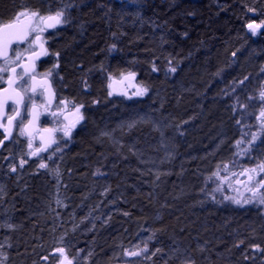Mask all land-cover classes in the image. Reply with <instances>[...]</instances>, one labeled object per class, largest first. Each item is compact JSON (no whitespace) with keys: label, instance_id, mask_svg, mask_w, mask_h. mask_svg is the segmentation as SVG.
Segmentation results:
<instances>
[{"label":"trees","instance_id":"obj_1","mask_svg":"<svg viewBox=\"0 0 264 264\" xmlns=\"http://www.w3.org/2000/svg\"><path fill=\"white\" fill-rule=\"evenodd\" d=\"M62 5H71L67 10L70 23L48 36L47 46L50 52L60 53L56 75L60 90L69 99L85 105L88 119L86 131L76 136L70 152L73 159L65 161L63 173L67 174V166L78 174L84 173L88 179L82 185L85 193L90 191V183H97L90 178L94 166L106 172L114 168L115 172L124 173L127 185L116 186L107 180L98 183L104 184L101 190L112 185L106 198L111 199V207L119 212L111 216L106 226L96 229L95 234L87 232V237L71 232L73 221L69 213H58L61 221L57 224L51 213L53 207L44 210L34 204L41 184L51 186L46 179L31 178L15 186L14 180L7 181L0 174V224L14 225L11 230L0 227V254L9 255L8 264H34L59 236H64L74 253L77 245L81 246L82 256L90 257V264H112L119 248L112 241L123 242L139 227H147L157 244H161L164 257L174 255V262L165 260L163 264H181L184 259L180 257L181 250L195 264H261L260 259H251L253 256L249 254L251 245L264 248V223L256 215L208 210L210 203L202 198L199 202L195 200L197 183L189 191L183 190L186 194L193 193L190 197L175 198L173 194H179V187L183 189L185 182L189 184V178L195 180L191 157L202 155L206 148L195 150L197 140L214 126H219L227 138L230 136L232 128L225 106L227 101H237L232 96L233 82L247 76L239 89L248 90L264 74L261 71L264 35L252 36L245 26L264 19V0H0V22L10 21L25 7L46 13ZM249 8L257 11L249 12ZM49 58L56 60L52 55ZM169 60L177 69L175 73L167 72ZM153 63L158 72H152ZM128 70H135L138 82L153 93L149 103L152 109L147 107L145 114L151 113L156 123L173 125L175 129L187 121L203 128V132L188 133V142H195L182 153L190 157L180 162L182 167L172 165L166 171H154L163 182L157 180L154 185L160 188L164 185L165 190L153 199L143 187L146 184H142L143 180L152 183L147 173L149 166L139 167L133 156H128L125 163L113 158L115 152L128 155L131 150L141 158H157L154 149L158 131H153L147 121L129 129L128 123L136 120L137 111L132 106L122 107L107 95V76L118 78L121 71ZM105 132L110 137L102 135ZM174 134L168 133L166 138L177 153L181 145L179 148V137ZM108 138L122 146L109 145ZM185 163L189 172L184 170ZM183 175L186 181L172 186L173 178ZM142 191L148 193V199ZM19 212L30 214L19 216ZM45 213L52 215L47 217ZM157 215L160 218L155 220ZM241 240L244 243L236 247ZM245 255L250 258L246 260Z\"/></svg>","mask_w":264,"mask_h":264},{"label":"snow or ice","instance_id":"obj_2","mask_svg":"<svg viewBox=\"0 0 264 264\" xmlns=\"http://www.w3.org/2000/svg\"><path fill=\"white\" fill-rule=\"evenodd\" d=\"M70 6L62 5L55 11L49 10L46 13H42L39 9L25 7L19 10L10 21L0 22V85H6V87H0V137H2L0 138V148L4 147L6 141L13 140L14 130L18 132L19 136L25 137L27 141V150L22 154L15 158L11 154L3 157L10 173H17L18 169H23L33 158L38 159V169H49L48 161H51L58 152L62 151L60 142L66 138L71 139L73 130L85 119L82 112L85 107L83 103H77L75 100L65 97H61L57 102L52 77L55 69L60 66V53L58 51L50 52L47 46L49 37L45 35L49 30L70 23L67 16ZM248 11L255 13L257 10L249 8ZM245 26L252 36L264 35V32L261 31L264 30V19L259 22L253 20ZM14 45L15 47H13ZM115 48L116 45L113 44L111 49ZM49 55L56 58L55 62L46 71L38 72L37 62ZM232 55L235 56V52ZM151 70L152 72L159 71L154 63ZM176 70L169 60L167 72L175 73ZM261 71L264 72V68ZM137 75L135 70L121 71L118 78L109 74L106 85L107 95H118L127 99L146 96L149 88L142 82H137ZM247 80L248 77L245 76L238 83L234 81L231 91L235 92L237 87L244 85ZM116 85H121V87L118 88ZM87 87L85 82V89ZM37 97L40 99L37 100ZM247 99L249 101L258 100L259 105H240L241 115L236 120V124L241 126V138L236 140L233 145L237 149L233 156L237 158L217 164L216 170L207 177L206 183L214 186L208 188L205 194L218 204L222 203V200L217 199L216 193H219L224 201H231L241 207L247 204L264 206V159H256L253 156L257 142L264 143V86L259 89L258 96L249 95ZM43 115L51 118V126H40V118ZM250 117L254 118L255 123L247 122ZM140 119L144 118L140 117ZM136 123V120L130 121L128 128H134ZM58 133L61 135L58 136ZM102 135L108 136L110 133L105 132ZM37 139L40 141L39 145L35 144ZM15 142L19 143L18 140ZM54 145L55 147H53ZM42 153L48 155L42 156ZM244 157L256 159V163L244 166L239 159ZM0 167L3 166L0 165ZM157 179H159L158 176ZM202 191L204 190L202 189ZM229 191L236 195H226L225 193ZM56 204H63L59 193H57ZM124 214L127 215V213ZM0 227L11 230L14 225L5 223L0 224ZM152 239L153 236H149L147 239H141L140 242L133 244L130 248H124L123 257L126 259L123 260V264H136L134 258L152 261L153 257L162 252L161 248L150 250L149 241ZM243 243L244 241L241 240L235 246L239 247ZM250 247L253 252H264V248L258 244ZM70 248L71 245L65 243V238L61 236L57 246L51 252L41 254L39 261H34V264H40L41 261L43 264H53V261L54 264H78L83 249H78L75 254H70ZM175 251H179V249ZM91 254L89 252L88 256ZM244 258L247 260L250 257L245 255ZM251 259H255V256ZM181 264H195V261L186 257ZM261 264H264V260L261 261Z\"/></svg>","mask_w":264,"mask_h":264},{"label":"rangeland","instance_id":"obj_3","mask_svg":"<svg viewBox=\"0 0 264 264\" xmlns=\"http://www.w3.org/2000/svg\"><path fill=\"white\" fill-rule=\"evenodd\" d=\"M58 71V68L56 69ZM262 74V73H261ZM138 82V80H137ZM256 85H253V87H250L248 90L244 89H239L237 87L235 92H232V96L237 100V97L239 98V101H235L232 103L231 101L226 102V110L229 113L230 116V125L229 128L232 132L230 131V136L228 135V138L225 136L219 128V126H214L210 129L209 133L204 138H200L197 140L196 145H194L195 150H200L203 147H206L205 149L203 148V153L202 155L199 154H193L191 163L194 164L193 168V175L195 180H191L189 178L190 183L187 184L186 181V176H179L173 178V185L175 186L176 184L179 185L180 181L186 185H183V189L181 187L179 194H176L173 196L175 198H179L181 196H187L189 195L192 196L193 193L186 194L184 191H189V187L193 186L194 183L198 184V192L195 193L194 196H196L195 200L198 202L201 201V198L203 201H207L211 205L208 206V210H213L216 212L220 213H225V212H230V211H239V212H251L254 215H256L259 220L264 223V206L258 205V204H247L244 205L243 207L238 206L233 204L231 201H224L222 196L219 193H216V197L218 200H222V203H215L213 202L206 194L205 192L207 191L208 188L213 187V184H208L207 182V177L211 175L213 171L216 170L217 164H220L222 161L226 162L232 159H236L237 157L233 156V153L237 151L233 147L234 143L236 140L241 138V126L236 124V120L240 118L241 111H240V105L241 104H256L257 106L259 105L258 100H252L249 101L247 97L249 95L251 96H258V91L259 89L264 86V74L261 75L258 80H254ZM253 82V83H254ZM139 83V82H138ZM116 87H121V85H116ZM239 89V90H238ZM111 98L115 99L117 102L121 103L120 105L122 107H131L134 108V110L137 111L136 115V127L140 126L141 124L145 123V121L150 123V128L153 131H158V144L156 148L154 149V155L155 159L148 158V157H139V155L132 151H128V155H121L118 152H115L116 156L113 157L115 159H118L119 163H125L128 161V156L132 157L136 160V164L139 167H142L143 169H146L145 167L149 166L151 169H147V173L152 177L149 180L152 182L151 184L145 183V180H143V187L146 188L150 195L152 196V199L154 196L157 198L159 197L160 192H163L165 190V186L163 185L161 188L160 186L154 185V183L159 181L160 184H163L161 181L162 179H157V173H154L158 169V171H166L168 168L172 165H175L177 168L182 167L180 162H186L188 158L190 157H184V151L187 150L195 142V140H191L188 142V133L194 132V133H200L203 132L202 127L196 128L192 122L189 123H183L181 127H176L175 129L173 128V125H166V124H161V123H156L153 118H151V113L150 115H146V109L148 107L149 110L152 109V104H149L153 98V93L149 90L148 94L142 98L139 97H134L132 99H127L123 96H118V95H113ZM137 106H142L143 109H140V107ZM235 106V107H234ZM135 111V113H136ZM141 112V113H140ZM160 113V111H159ZM154 114V113H153ZM85 119L80 123V125L72 132V139H65L64 141L60 142V147L62 148L61 152H58L55 157L51 160L52 166H49V169L41 170L38 169L33 175L32 173L28 172H21V176L15 177L14 185L17 186L20 183L24 184L28 179L35 178V179H46L45 181L47 182L48 185L51 186H45L44 184H41V187L39 188L40 190L38 191V195L34 200L35 205L41 206L44 210H50L52 207L51 212L54 215V220L56 223H60L61 217L58 215L61 214V212H67L69 213L71 220L73 222L70 223V230L74 234L78 233H84L86 234H95L96 229L100 227H104L107 225V223L110 221L111 216L115 212H119L118 209L115 210V208L111 207V199L106 198L109 193H111V188H112V183L116 186H119V183H123L127 185L126 182V175L124 173H119L115 172L113 169L112 172H106L102 167H96L90 171V178L91 181L97 182V183H90V191H87L85 193L84 187L82 185L86 184L85 182L88 181L86 177H84V173L78 174L75 171H72L69 166L68 171L66 176L69 177L68 181L65 180L64 173H63V168L66 167L65 161L71 159L72 157L70 152L72 147L74 148L75 142H76V136L80 133H84L86 131L87 127V115L84 113ZM140 117H143L144 119H140ZM154 117V116H153ZM249 123H255L254 118H248ZM127 129V128H126ZM133 129V128H131ZM175 130V131H173ZM175 132V136L179 137L178 147L181 145V149L177 151L179 153V156L176 152H173V149L171 148V144L167 140L166 137H168V133ZM205 132V131H204ZM127 133V132H125ZM183 133V135H181ZM107 137V136H106ZM110 137V136H108ZM226 137V138H225ZM70 140V141H69ZM116 141H112L111 138H108V144L109 145H118L119 147L122 146L119 143H115ZM206 144L203 146V144ZM55 147V146H54ZM180 148V147H179ZM218 150H221L220 152H216ZM216 152V153H215ZM43 156H47V153H43ZM253 156L256 159H264V143L261 141L257 142V146L255 151L253 152ZM69 158V159H68ZM112 158V159H113ZM158 159V160H157ZM240 163L244 166H250L256 163V159H248L247 157L244 158H239ZM117 161V160H116ZM147 161V162H145ZM180 163V164H179ZM182 163V165H183ZM179 164V165H178ZM203 164H205L204 168H202ZM185 169L186 171L189 172V169L187 168V163H185ZM189 167V165H188ZM187 168V169H186ZM165 169V170H164ZM185 171V172H186ZM34 172V171H32ZM58 173V176H57ZM141 175V173H139ZM148 175V176H149ZM168 175V174H166ZM143 178V177H142ZM107 180L111 184L106 185L103 190H101V187L104 185L99 184V182H104ZM30 181V180H29ZM17 183V184H16ZM19 183V184H18ZM71 186V187H70ZM181 186V185H180ZM100 188V189H99ZM133 189V188H132ZM202 189L204 191H202ZM184 190V191H183ZM243 190V189H241ZM135 191V189H133ZM138 191V190H136ZM57 193H59V198L63 201L62 205H57L56 204V199H57ZM142 193L147 197L148 193L146 191H142ZM226 195L229 196H234L236 193L234 192H226ZM204 195V196H203ZM245 195H248L245 193ZM109 199V200H107ZM148 199V197H147ZM86 204V205H85ZM71 206V207H70ZM109 206V207H108ZM121 212V211H120ZM51 213H45V215L48 217V215H52ZM28 215L30 214L29 212H19V216L21 215ZM159 214V213H158ZM160 216V215H159ZM158 215L156 216L155 220H158L157 218H160ZM94 225V227H93ZM83 227H85V230H83ZM88 228V229H87ZM109 229V228H108ZM108 229H106L108 231ZM88 237V235L86 234ZM152 236L150 228L147 227H139L136 229L134 234L131 236L127 237L126 240L123 242L121 241H112L116 245H118V251L115 257H113L111 262L112 264H123V260L126 259L123 257V249L124 248H130L133 244L140 242L141 239H147V237ZM61 236H59L58 239L54 241V244L52 245V249L50 252L57 246L58 241ZM64 237V236H63ZM82 237V236H81ZM65 238V243H68V240L66 237ZM116 239V238H115ZM118 242V243H117ZM78 247L75 248V250H78L81 246L77 245ZM51 248V247H50ZM49 248V249H50ZM149 248L150 250H154L155 248H161V244H157V241L155 240V237L151 241H149ZM73 249L70 248V254H73ZM82 253H80L81 260L78 262V264H90L91 261L88 258H86L84 255L82 256ZM174 254V253H173ZM177 254V253H176ZM181 258L185 259L186 252L184 250H181ZM249 254H252V256H255L256 259H260V261L264 260V257L261 255H264L263 252H253V250L249 251ZM0 261H2V264H8L11 262V258L9 257L8 254L3 255L0 254ZM6 256V259H5ZM174 255L173 257L169 258L168 256L163 254V249L162 252L157 254L155 257L152 258V261H145L140 258H134L136 261V264H163V262L166 261H172L174 262ZM182 259V261L184 260ZM255 260V259H254ZM43 264V262H41ZM54 264V261H53ZM110 264V263H108Z\"/></svg>","mask_w":264,"mask_h":264},{"label":"flooded vegetation","instance_id":"obj_4","mask_svg":"<svg viewBox=\"0 0 264 264\" xmlns=\"http://www.w3.org/2000/svg\"><path fill=\"white\" fill-rule=\"evenodd\" d=\"M55 31L56 30L48 31V32L45 33V35L47 37L50 36V35L52 36V35H54ZM13 47H15V45ZM54 62H55V59H50L49 56L44 57L42 60H40V61L37 62V71L40 72V73L46 71L48 68H50L52 66V64ZM55 73H57L56 69H55ZM55 73H54L52 79H53V87L56 90V97H57V102H58L61 97H65V98H68V97L64 94L63 91L60 90V87H59L58 82H57V76H56ZM0 87H6V85H0ZM39 99L40 98L37 97V100H39ZM53 106L55 107V104ZM82 112L85 113L84 112V108L82 109ZM51 123H52V121H51V118L49 116H47V115L41 116V118H40V126L41 127L51 126ZM79 125L80 124H78L76 126V128ZM57 135L59 136L61 134L58 133ZM0 138H2V137H0ZM17 140L19 141V143H16L15 142ZM70 140H73L72 137H71ZM26 142H27L26 141V138L19 136L18 135V132L14 130V132H13V140L8 141V142H5L4 147L3 148H0V165L3 166V167H0V174L3 175L7 179V181H10L11 179L12 180H15V177L21 176V172H23V171L25 173L29 171L30 173H32L33 175H35L36 174L35 172L38 170V159L37 158L31 159L29 161V163L27 165H25V167L23 169H18V172L17 173H10L7 170V162L3 159V157L9 156L11 154L15 158L19 154H22L24 151L27 150L26 149ZM39 143H40V141L37 139L35 141V144L36 145H39ZM48 164L50 166L52 164V162L51 161H48ZM41 170H45V169H41ZM32 171H34V172H32ZM51 249H52V247L50 249H48L45 254L49 253ZM73 254H75V253H73Z\"/></svg>","mask_w":264,"mask_h":264},{"label":"water","instance_id":"obj_5","mask_svg":"<svg viewBox=\"0 0 264 264\" xmlns=\"http://www.w3.org/2000/svg\"><path fill=\"white\" fill-rule=\"evenodd\" d=\"M58 28H59V27H58ZM58 28H57V29H58ZM54 30H56V29H54ZM49 31H53V30H49ZM247 31H248V29H247ZM261 31H262V30H261ZM248 32H249V31H248ZM43 58H44V57H43ZM43 58H42V59H43ZM42 59H41V60H42ZM6 142H8V141H6Z\"/></svg>","mask_w":264,"mask_h":264},{"label":"bare ground","instance_id":"obj_6","mask_svg":"<svg viewBox=\"0 0 264 264\" xmlns=\"http://www.w3.org/2000/svg\"><path fill=\"white\" fill-rule=\"evenodd\" d=\"M237 242V241H236ZM85 250V249H84Z\"/></svg>","mask_w":264,"mask_h":264}]
</instances>
